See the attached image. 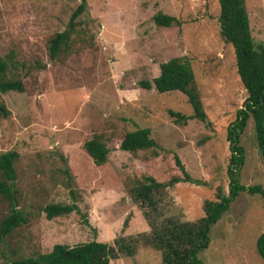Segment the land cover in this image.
Returning a JSON list of instances; mask_svg holds the SVG:
<instances>
[{
    "label": "rangeland",
    "instance_id": "rangeland-1",
    "mask_svg": "<svg viewBox=\"0 0 264 264\" xmlns=\"http://www.w3.org/2000/svg\"><path fill=\"white\" fill-rule=\"evenodd\" d=\"M78 2L0 0V58L6 77L23 86L0 93L9 110L0 117V153L17 152L14 204L26 219L0 239V264L46 253L56 243H111L116 236H134L136 248L108 264H163L160 251L144 242L150 227L130 189L143 175L160 182L182 177L175 153L198 182L173 183L156 194L158 220L195 221L205 199L217 200V188L227 193L226 129L246 97L233 48L219 35L216 0H86L67 43L51 58L50 38L66 27ZM244 5L253 43L264 42V0ZM158 11L177 23L156 25L152 15ZM171 57L189 62L209 123L175 122L167 111L190 115L186 96L138 85L151 81L158 64ZM136 127H147L156 146L121 150V138ZM91 138L109 149L100 166L83 148ZM238 144L244 158L239 182L264 189L251 117ZM51 203H75L79 212L47 218L43 208ZM8 212L0 194V219ZM263 229L264 199L240 191L210 227L198 258L202 264H264L255 248Z\"/></svg>",
    "mask_w": 264,
    "mask_h": 264
},
{
    "label": "trees",
    "instance_id": "trees-1",
    "mask_svg": "<svg viewBox=\"0 0 264 264\" xmlns=\"http://www.w3.org/2000/svg\"><path fill=\"white\" fill-rule=\"evenodd\" d=\"M216 2L219 35L233 48L237 75L246 91L242 107L236 110L234 120L226 129V139L230 149L227 164L228 189L224 194L221 193L220 188H217V200L205 199L203 201L204 214L195 221H180L171 217L158 220L156 194L159 195L160 191H164L168 185L173 183L198 182L189 176L179 156L175 153L172 154L173 163L182 177H171L166 182H160L150 175H143L142 183L130 189L133 202L141 208L142 215L150 227V233L145 235L146 241L144 242L160 251L163 264H202L198 258V252L208 245L210 227L229 208L235 196L240 191H247L249 194H259L264 199V189L260 185L244 186L238 180L239 169L244 162L243 148L238 144V139L249 117L253 122L257 150L264 165V42L256 45L253 43L244 0H216ZM86 6V0H79L69 16L66 27L50 38L48 54L51 58L58 53L61 46L67 43L76 19ZM152 19L159 26L177 23L174 16L160 11L154 13ZM6 66V62L0 58V93L10 90L22 91L23 86L19 78L6 77ZM138 85L144 89L153 87L159 93L179 91L184 94L191 106V114L184 115L179 111L168 109V114L175 122L183 123L189 118H195L209 123L199 99L193 71L186 59L171 57L160 62L158 74L151 81L139 80ZM8 114L9 110L0 101V117L4 118ZM149 134L147 127H136L124 134L118 147L129 152L155 147V141ZM83 148L94 165L100 166L105 163L109 149L97 139L91 138L84 141ZM16 157L15 150L0 153V194L9 203V212L0 219V239L26 221L21 210L14 204L16 188L13 162ZM43 209L47 218L64 215L71 211L79 212L75 203H51ZM123 224H126L125 220ZM132 237L134 236H116L111 243L95 239L74 245L56 243L46 253L14 258L10 264H108L110 259H115L119 253L128 256L134 253L136 243ZM255 248L264 262V229L256 238Z\"/></svg>",
    "mask_w": 264,
    "mask_h": 264
}]
</instances>
